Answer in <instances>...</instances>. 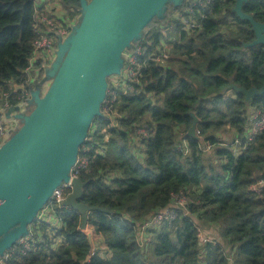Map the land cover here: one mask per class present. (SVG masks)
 I'll return each instance as SVG.
<instances>
[{"label":"trees","instance_id":"16d2710c","mask_svg":"<svg viewBox=\"0 0 264 264\" xmlns=\"http://www.w3.org/2000/svg\"><path fill=\"white\" fill-rule=\"evenodd\" d=\"M190 2L185 0L181 8L170 5L165 21L155 20L146 29L139 45L147 53L168 45L170 58L165 66L147 63L134 91L120 97L114 107L120 129L111 131L104 154H97L96 144H104L99 132L79 152L80 160H88L87 169H75L86 184L79 203L107 211L90 213L87 227L109 256L91 252L80 231V214L64 207L57 211L65 224L56 232L64 239L59 247L52 248L41 225L42 242L35 252L14 254L4 264H264V188L261 195L251 192L264 183V130L238 152L221 143L224 134L226 141L243 139L252 111L264 112V95L246 104L243 94L223 93L230 84L245 91L264 87V46L245 48L255 34L234 13L237 0H214L207 8ZM59 6L68 16L79 15L78 0H60ZM175 11L194 17L200 29L184 31L180 21L170 18ZM242 11L264 25V0H248ZM35 20V0H0V107L5 93L10 106L22 97L11 84L26 80L37 39ZM166 22L173 26L170 35L162 30ZM191 115L198 120L201 142L183 139L193 125ZM104 124L96 118L92 126ZM141 127L148 133L139 138L142 152L132 148L134 132ZM183 142L188 154L178 149ZM208 146L210 153L205 152ZM113 172L119 178L104 184ZM181 193L192 200L189 215L180 213L173 223L150 231L144 250L140 225L169 208ZM38 223L34 221L31 232ZM197 225L216 241L201 245Z\"/></svg>","mask_w":264,"mask_h":264},{"label":"water","instance_id":"95a60500","mask_svg":"<svg viewBox=\"0 0 264 264\" xmlns=\"http://www.w3.org/2000/svg\"><path fill=\"white\" fill-rule=\"evenodd\" d=\"M79 17L66 38H59L56 57L35 80L30 99L6 110V120L19 126L0 148V260L30 233V227L63 184L72 193L64 202L81 216L80 231L87 229L88 215L107 212L79 203L86 184L72 178L79 152L89 137L92 123L102 119L108 79L122 74L126 52L145 38L155 20L166 19L168 7L181 8L185 0H78ZM237 0L236 16L251 24L255 41L245 48L264 46V25L245 15ZM15 91L24 88L14 85ZM243 94L245 103L264 95L261 90L245 91L230 84L223 93ZM183 137L202 141L198 120ZM93 251L92 235H86Z\"/></svg>","mask_w":264,"mask_h":264},{"label":"built area","instance_id":"2783aa9c","mask_svg":"<svg viewBox=\"0 0 264 264\" xmlns=\"http://www.w3.org/2000/svg\"><path fill=\"white\" fill-rule=\"evenodd\" d=\"M195 1V0H192ZM214 0H198L196 3L192 4L191 7L202 6L204 8L209 7V5ZM44 5L43 0H35V10H36V20L34 25L35 33L37 34V39L33 45V53L29 59V66L24 72L26 76L25 82L19 86L24 88L22 97L19 98V104L17 106L21 107V111H25L24 106L30 99V92L33 88L35 80H41L45 75V68L49 66L56 57L57 44L59 38H66L70 33L73 25H75L77 18L76 16H68V12L59 6L58 2H53L52 9H48L47 5ZM71 12V11H70ZM175 21H180L184 25V31L194 32L200 29V23L191 15L186 17H181L178 13L174 14L172 17ZM165 35H170L173 32V26H168V24L162 27ZM165 46V47H164ZM163 48H156L154 51L147 53L148 49L144 48L143 45H137L133 48L131 52H126V63L123 68L122 74L118 77H113V84H109V89L107 93L106 100L102 106V121L105 122L104 126L99 128L97 126H92L89 132V137L87 142L92 141V136L99 132L102 136L104 144H96L98 147L97 154L103 155L106 151L105 144L111 139V131L114 129H120L118 120L121 118L114 109L115 105L119 103L120 97L122 95L130 94L134 91V86L139 83L142 76V70L147 63H155L161 66H165L166 62L169 60V54L166 51L168 45H163ZM14 85L11 84L12 88ZM8 94L2 95L1 107H0V148L9 139L10 133L13 131L16 120H6L5 113L6 110L11 107L8 103ZM99 128V129H98ZM264 130V112L259 110H253L249 116L248 128L243 137V139H235L230 147L238 152L245 149L248 145L252 144L257 137V135ZM147 131L145 127L137 128L133 135V150L138 149L143 151L140 145L139 138L142 136H147ZM179 151L184 154L189 153L188 145L183 142L179 146ZM211 147H207L205 152L210 153ZM239 150V151H240ZM141 160V159H140ZM80 166L82 169H87L88 160L86 158L78 157V162L72 171V178H77L78 175L75 169ZM119 178V173H110L104 178L103 183L109 185L112 181ZM264 188V183L260 182L259 185H255L251 188V192L255 195H261ZM72 193L71 183L63 184L55 193L51 201L40 213L37 220H39V227L35 231L31 232L26 238H23L16 244L13 249L8 252L3 259L0 261L7 262L11 259L12 255L20 254L26 256L30 252H35V246L42 242L43 232L40 230V226L44 225L46 227V233L52 239V248L59 247L64 241L63 237H56V232L65 227L63 219L59 216L58 210L64 208V202ZM192 203L187 196V193H181L176 195L172 199V203L169 208L164 211L157 212L144 221L139 227V242L144 245L148 233L150 231L157 230L164 223H173L179 216L180 213L189 215L187 210V205ZM197 233L201 245H206L210 243V239L205 236V231L197 225ZM87 229H90L87 227ZM91 230V229H90ZM92 232V231H91ZM93 234V233H92Z\"/></svg>","mask_w":264,"mask_h":264},{"label":"rangeland","instance_id":"374dc122","mask_svg":"<svg viewBox=\"0 0 264 264\" xmlns=\"http://www.w3.org/2000/svg\"><path fill=\"white\" fill-rule=\"evenodd\" d=\"M196 1H198V0H195V1H192V2H190L189 4L190 5H192V4H194V3H196ZM55 2V1H54ZM185 9V8H184ZM183 9V10H184ZM177 12H179V11H175V12H172L171 14H170V18L171 17H173L174 16V14H176ZM74 17V16H73ZM77 17H79V15L77 16ZM168 22H166V24H167ZM165 24V25H166ZM110 80V84H113L114 83V81H113V79L111 78V79H109ZM19 104V103H18ZM17 104V105H18ZM19 126V124H16L15 123V125H14V127H13V131L17 128ZM224 137L226 138V137H228V134H224ZM234 139H235V137H230V138H228V140L227 141H221V143H224L226 146H230V145H234V144H232L233 143V141H234ZM220 140V139H219ZM208 155H210V154H207V156ZM189 197V196H188ZM189 199H190V197H189ZM190 201H192L191 199H190ZM84 234H86V235H92V245H93V250L96 252V251H99V253L101 254V256L102 257H107V256H109V253H108V249H106V247H105V245L104 244H102V242H101V240L100 239H98V238H96L95 237V235L94 234H92L93 232H91V230L90 229H86V231H84L83 232ZM209 238H210V240H214L212 237H210L209 236ZM147 239H148V237H147ZM214 241H216V240H214ZM143 249L144 250H146V248H145V244L143 245ZM93 251V252H94ZM3 262H1L0 261V264H2Z\"/></svg>","mask_w":264,"mask_h":264},{"label":"crops","instance_id":"0c3cea01","mask_svg":"<svg viewBox=\"0 0 264 264\" xmlns=\"http://www.w3.org/2000/svg\"><path fill=\"white\" fill-rule=\"evenodd\" d=\"M44 1V5H47L48 9H52V4L54 1H57L60 4V0H43ZM61 8L63 9V7L61 6ZM222 141H226V138L224 136L221 137ZM204 231H206V229H204ZM209 233H211V231H209Z\"/></svg>","mask_w":264,"mask_h":264},{"label":"flooded vegetation","instance_id":"af4514ba","mask_svg":"<svg viewBox=\"0 0 264 264\" xmlns=\"http://www.w3.org/2000/svg\"><path fill=\"white\" fill-rule=\"evenodd\" d=\"M16 122V124H19V122L18 121H15Z\"/></svg>","mask_w":264,"mask_h":264}]
</instances>
